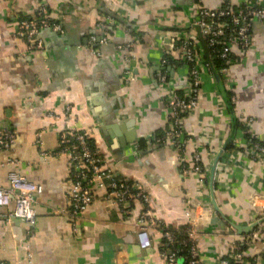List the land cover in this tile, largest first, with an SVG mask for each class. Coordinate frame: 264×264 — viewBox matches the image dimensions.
Returning a JSON list of instances; mask_svg holds the SVG:
<instances>
[{
  "label": "crops",
  "instance_id": "0c3cea01",
  "mask_svg": "<svg viewBox=\"0 0 264 264\" xmlns=\"http://www.w3.org/2000/svg\"><path fill=\"white\" fill-rule=\"evenodd\" d=\"M230 1L264 8V0ZM224 4L0 0V126L16 136L10 149L0 150V187L10 185L11 173L43 187L36 195L34 237L8 223L5 215L12 208L0 206V264H170L159 227L184 230L191 201L197 205L203 264H218L237 242L245 246L246 258L264 264L262 242L244 238V227L264 208V158L252 149L255 141L264 143V21H254L247 51L234 47L219 69L201 65L199 104L183 118L186 144L148 140L172 127L171 89L189 92L188 65L163 62L169 54L182 55L171 47L172 39L189 37L208 61L195 22L202 7ZM42 5L63 29L42 28L43 48L34 49L18 29L21 19L35 16ZM103 36L106 43L99 41ZM163 74L167 83L160 80ZM70 129L88 131L103 166L145 189L150 202L135 199L120 207L96 181L76 226L68 198L75 165L59 154L61 134ZM195 151L202 172L195 170ZM146 211L160 222L152 228L149 249L141 247L135 225ZM186 256L177 253V264H187Z\"/></svg>",
  "mask_w": 264,
  "mask_h": 264
},
{
  "label": "built area",
  "instance_id": "2783aa9c",
  "mask_svg": "<svg viewBox=\"0 0 264 264\" xmlns=\"http://www.w3.org/2000/svg\"><path fill=\"white\" fill-rule=\"evenodd\" d=\"M50 14L49 8L42 5L35 16L21 19L18 36L30 48H43V41L39 37L42 28L52 27L57 31H62V24L59 21L53 20ZM226 17L229 19V22L225 23L224 18ZM255 20L264 21V8L253 6L251 3L234 8L230 0H225V4L219 8L202 7L195 24L199 27L201 33L208 38V44L216 47L214 51L218 56L229 62L234 47H238L244 52L252 47L251 28ZM99 26L103 30L108 29L107 23L100 22ZM222 35H226V37L222 38ZM107 39L106 36H103L99 41L106 43ZM92 40L96 41L97 36L93 35ZM178 40L182 44L186 55L184 57L187 62L186 65L189 67V92L186 95H181L175 89H171L172 93L168 101V107L170 109L172 127L164 136L153 135L149 137V142L153 144H160L165 141L177 146L186 144L189 135L183 128V118L199 104L202 88L201 65L204 64L207 69H212L209 61L203 62L201 60L197 52L196 43L189 37L181 36L173 38L171 41L173 49L176 47ZM168 61V56H166L163 62L167 63ZM160 80L163 83H167L169 79L166 74H163ZM40 136L41 134H39ZM15 138L16 136L13 131L0 126V150L10 149ZM60 144L59 154L70 157L75 165L68 198L70 203L69 215L76 226L79 224L78 220L81 213L93 199L89 185L96 181L106 188L108 197L120 207H124L135 199L142 201L145 205L150 202L151 197L145 189L130 182L127 178L120 177L112 169L103 166L101 159L92 146L91 136L88 131L67 130L61 134ZM252 149L255 155L264 158L263 142L255 141ZM193 160L195 170L202 172L204 170L202 157L198 151L194 152ZM42 192L43 187L41 184L18 173L10 174V185L8 187H0V206L12 208L5 215V220L16 226L24 227L30 238L35 235V225L37 223L36 195ZM191 204L193 208L197 206L192 201ZM193 208L188 211L187 214L190 221L180 234H176L171 230L164 232V236L171 245L169 253L166 252L167 249H163L166 259L170 264L178 263L177 250L184 246L188 247L187 264H203L198 245L200 226L195 221ZM159 224L160 222L148 211L138 217L135 225L138 230L140 245L143 249L152 247V228ZM244 238L247 240H260L264 246V208L259 211L258 217L251 224V230L245 232ZM232 259L241 264H255L254 260L256 258L254 260L246 258L241 243L237 242L233 250L226 257L219 259L218 264H234L231 261Z\"/></svg>",
  "mask_w": 264,
  "mask_h": 264
},
{
  "label": "trees",
  "instance_id": "16d2710c",
  "mask_svg": "<svg viewBox=\"0 0 264 264\" xmlns=\"http://www.w3.org/2000/svg\"><path fill=\"white\" fill-rule=\"evenodd\" d=\"M252 4H254L255 6L257 5L258 7H260L259 6V4H255L254 2H252L251 3V5ZM233 7L234 8H237V6L236 5H233ZM224 21H225V23L226 22H229V19L226 17V18H224ZM226 37V35H222V38H225ZM204 38H205V43H206V45H207V50H208V56H209V58H207V60L210 62V64H211V67L212 68H221L222 66H224V65H226V64H228L227 63V60H225V59H222L220 56H218V54L214 51V49L216 48V47H212V46H210L209 44H208V38L206 37V36H204ZM219 47H221L220 45H218ZM217 46V48H219ZM175 48H177V50L179 49L180 50V53L182 54L181 56H179V57H174L173 56V54L171 55V54H169L168 55V60H169V63L171 64V65H175V66H178V65H182V64H186L187 62H186V60H185V52H184V50H183V47H182V44H181V42H180V40H178L177 41V44H176V47ZM182 51V52H181ZM231 57V56H230ZM231 59V58H230ZM189 64H190V62H188ZM191 65V64H190ZM159 230H162V232L164 233L165 231H167V230H171V231H173V232H175L176 234H180L183 230H180V231H175V229H173V228H170V227H165V226H160L159 227ZM162 246H163V248H168L169 246H171L169 243H168V240L165 238V237H163V241H162ZM178 247H179V245H178ZM241 247L242 248H245V246H243V245H241ZM246 249V248H245ZM243 250V249H242ZM177 253H182V254H187L188 253V247H180V248H178V250H177ZM227 256V255H226ZM226 256H224V257H226ZM232 261V263H234V264H241L240 262H238V261H235V260H231Z\"/></svg>",
  "mask_w": 264,
  "mask_h": 264
},
{
  "label": "water",
  "instance_id": "95a60500",
  "mask_svg": "<svg viewBox=\"0 0 264 264\" xmlns=\"http://www.w3.org/2000/svg\"><path fill=\"white\" fill-rule=\"evenodd\" d=\"M237 227H238V229H239L240 231L243 230L242 228L240 229L239 226H237ZM244 228H246L247 231H250V230H251V226H247V227H244Z\"/></svg>",
  "mask_w": 264,
  "mask_h": 264
}]
</instances>
